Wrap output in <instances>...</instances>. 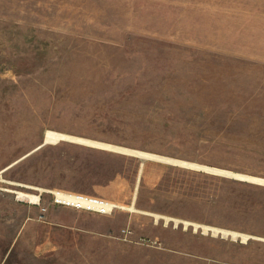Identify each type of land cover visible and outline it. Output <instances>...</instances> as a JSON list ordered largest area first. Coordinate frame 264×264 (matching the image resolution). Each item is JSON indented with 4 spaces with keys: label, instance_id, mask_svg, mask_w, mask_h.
I'll use <instances>...</instances> for the list:
<instances>
[{
    "label": "rangeland",
    "instance_id": "1",
    "mask_svg": "<svg viewBox=\"0 0 264 264\" xmlns=\"http://www.w3.org/2000/svg\"><path fill=\"white\" fill-rule=\"evenodd\" d=\"M250 179L264 0H0V264H264Z\"/></svg>",
    "mask_w": 264,
    "mask_h": 264
},
{
    "label": "bare ground",
    "instance_id": "2",
    "mask_svg": "<svg viewBox=\"0 0 264 264\" xmlns=\"http://www.w3.org/2000/svg\"><path fill=\"white\" fill-rule=\"evenodd\" d=\"M64 138H68V137H66L64 135H60V134H55V133H52V132H47L45 134V137H44V144L51 143V142H56L57 140L64 139ZM72 138H71V140H72ZM73 140H74V138H73ZM76 140L84 142V143H87V144H95V143H92V142L84 140V139H77L76 138ZM113 148H117V147H113ZM118 149H120V148H118ZM120 150H125V149H120ZM125 151L132 152V154H135L136 156H138L139 158H142V159H145V158L161 159L162 158L160 156H156V155L149 154V153H146V152H141V151H131V150H125ZM162 159H164V158H162ZM181 164H183V163H181ZM185 166L198 167V166H195L193 164H187V163L185 164ZM204 168L206 170L210 171V172H213V173H218V174H223V175H227V176H233V177L242 178L240 175L233 174V173L228 172V171L215 169V168H207V167H204ZM250 181L264 184V179H250ZM15 194H16L17 198H19V199H26V200H29L30 202H34V203H37L39 201V197L35 196L33 194H25V193H22V192H16ZM56 199L59 202H61V203H66V202L75 203L76 202L75 198H74V195H72V194L69 195V194L60 193V192L56 193ZM90 203L92 204V207L95 208L96 210L104 209L106 211H109L113 206L118 207L117 204L109 203V202L101 203V204L99 202H96V203L95 202H90ZM84 205H87V204H84ZM230 235L232 237H236L237 236V234L234 233V232L230 233Z\"/></svg>",
    "mask_w": 264,
    "mask_h": 264
},
{
    "label": "built area",
    "instance_id": "3",
    "mask_svg": "<svg viewBox=\"0 0 264 264\" xmlns=\"http://www.w3.org/2000/svg\"><path fill=\"white\" fill-rule=\"evenodd\" d=\"M74 195V198H75V203H69V202H66L64 204L66 205H70V206H73L75 208H82V209H86V210H89V211H96L98 213H105V214H109L111 213V211L115 208V206H113L109 211H106L104 209H98L96 210L95 208L92 207V204L90 202H99L100 204L101 203H107L106 201H103V200H100V199H97V198H93V197H89V196H84V195H81V194H72ZM56 199V197H55ZM57 202H59L57 199H56ZM39 201L36 203L38 204ZM84 204H87V205H84Z\"/></svg>",
    "mask_w": 264,
    "mask_h": 264
},
{
    "label": "water",
    "instance_id": "4",
    "mask_svg": "<svg viewBox=\"0 0 264 264\" xmlns=\"http://www.w3.org/2000/svg\"><path fill=\"white\" fill-rule=\"evenodd\" d=\"M43 144H44V142L42 144H40L37 148H40Z\"/></svg>",
    "mask_w": 264,
    "mask_h": 264
}]
</instances>
